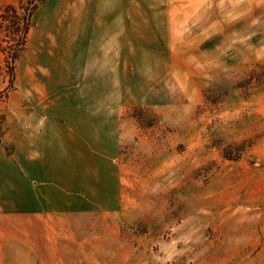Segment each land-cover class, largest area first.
Masks as SVG:
<instances>
[{
	"label": "rangeland",
	"instance_id": "1",
	"mask_svg": "<svg viewBox=\"0 0 264 264\" xmlns=\"http://www.w3.org/2000/svg\"><path fill=\"white\" fill-rule=\"evenodd\" d=\"M252 4L193 0V24L147 25L130 71L92 74L91 100L68 105L58 151L0 165V208L49 214V238L1 242L0 264H264V0ZM218 5L227 23H206ZM10 96L11 116L17 79Z\"/></svg>",
	"mask_w": 264,
	"mask_h": 264
},
{
	"label": "crops",
	"instance_id": "2",
	"mask_svg": "<svg viewBox=\"0 0 264 264\" xmlns=\"http://www.w3.org/2000/svg\"><path fill=\"white\" fill-rule=\"evenodd\" d=\"M236 1L239 10L243 9V1L250 2V8L258 7L252 4L258 0ZM208 11L206 17L210 20L206 23H227L225 6H211ZM193 18V0L40 2L32 17L26 47L17 62V83L24 89L26 99L14 104L15 114L10 116L5 112L4 142L11 136L15 153L3 154L0 146V165L16 169L19 162L25 161L40 167L37 154L58 151L55 138L75 129L69 123L75 118L68 105L91 100L90 90L96 88L92 74L129 72L130 51H139L138 42L145 41L147 25L193 24ZM141 49L144 51L143 44ZM133 55L138 56L139 52ZM3 62L4 56L2 65ZM115 65L119 68L115 69ZM47 217L46 210L0 208V249L1 242L19 238L27 243L47 240ZM19 230L25 237L12 236L13 231ZM25 247L35 246L26 244Z\"/></svg>",
	"mask_w": 264,
	"mask_h": 264
},
{
	"label": "trees",
	"instance_id": "3",
	"mask_svg": "<svg viewBox=\"0 0 264 264\" xmlns=\"http://www.w3.org/2000/svg\"><path fill=\"white\" fill-rule=\"evenodd\" d=\"M23 1L0 6V50L4 56L0 74L8 76L7 86L0 89V106L1 103L8 102L11 93L16 89L17 62L26 47L33 14L43 0H32L27 4ZM6 121L7 115L0 108V146L5 144ZM6 151L12 154L14 148L6 146Z\"/></svg>",
	"mask_w": 264,
	"mask_h": 264
}]
</instances>
